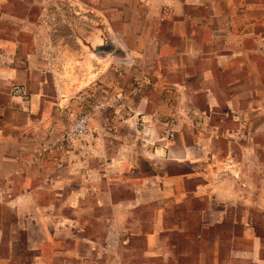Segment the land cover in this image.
Returning <instances> with one entry per match:
<instances>
[{"label":"rangeland","instance_id":"1","mask_svg":"<svg viewBox=\"0 0 264 264\" xmlns=\"http://www.w3.org/2000/svg\"><path fill=\"white\" fill-rule=\"evenodd\" d=\"M261 2L201 0L186 8L190 17H178L161 29V17L153 9L149 13L138 6L114 10L110 0L113 31L107 29L109 23L101 13L104 0L20 2L22 9L32 8L36 23L44 21L48 28L45 39L39 35L38 45L34 34H23L22 39L33 41L39 50L40 67L50 74L46 87L53 99L63 94L53 106L48 139L32 152L27 167L32 175L41 169L76 174L105 201L93 210L87 207L89 201L80 211L54 209L56 215L111 218L117 210L106 204L110 188L114 200L129 201L130 220L120 235L126 242L110 248V264H264V131H257L264 122V45L255 40L264 36ZM225 26L237 36L222 31ZM243 32L256 38L242 40ZM109 42L115 50L96 52L97 46ZM117 50L126 54L120 56ZM222 55L227 65L221 69L217 61ZM142 97L149 100V121L138 110ZM83 117L84 125L69 136ZM245 120L249 122L245 129L252 124L253 140L248 133L232 136ZM219 129L222 134L214 137L210 149L213 160L223 166L233 157L238 164L245 163L247 171L251 166L258 172L257 189H250L247 199L261 206L235 197L216 199L213 177L207 184L201 175L204 164L169 159L167 153L165 160L149 157L159 144L165 147L171 142L181 148L196 143V133L207 137ZM203 153L204 149L195 151L196 156ZM178 172L188 177L168 175ZM15 181L20 188L21 179ZM153 182L158 187L176 184L182 192L177 198L156 197ZM216 183L224 189L237 187L225 179L216 178ZM203 184L206 191L197 193L196 187ZM6 185L0 181L4 200L11 195ZM184 186L190 191L187 198ZM27 223L17 220L11 209L0 207L4 231L0 264L10 259L14 264H34L36 252L28 251L32 241L24 229ZM96 227L102 233L105 225ZM72 240L62 242V247L73 249ZM79 248L85 252L89 246L81 242ZM108 255L100 264H106Z\"/></svg>","mask_w":264,"mask_h":264},{"label":"crops","instance_id":"2","mask_svg":"<svg viewBox=\"0 0 264 264\" xmlns=\"http://www.w3.org/2000/svg\"><path fill=\"white\" fill-rule=\"evenodd\" d=\"M24 1L0 0V34L11 33L3 37L0 35V181L7 183V189L11 194L5 200L0 197V207L14 211L17 220H28V225L24 229L28 233L29 241H32L31 245L28 246V251L36 252L34 264H100V261L104 262L102 259L108 253L109 255L105 261L107 260L106 264H110V248L114 243L123 244V242H126L125 238L121 240L120 235L127 229L130 220L131 205L129 201L126 199L114 200V194L110 188L106 192L109 198L106 204L110 205L111 209L117 210L112 217L110 216L111 218L101 220V217L95 215L94 220H82L81 217L72 219L59 213L56 215L54 209L60 211L69 208L80 211L84 208L83 205L89 201L87 207L93 210L97 206L104 205L105 201L99 199L95 187L84 185L81 178L76 174L66 171L56 173L55 171L49 172L41 169L38 175H32V171L29 169L30 166L27 167L30 165L32 152L36 151L35 149L39 144L48 139L52 125L53 106L57 104L58 99L63 98L61 97L63 94L57 93V97L55 96L57 100L53 99L50 90L46 87L50 81V74L47 72L48 69L40 67L39 50L35 49L33 41L29 44L22 39L24 38L22 37L23 34L29 33L34 34V40H38L39 35L42 39H45V33L48 30L44 21L40 25L31 18L34 15L32 8H20L22 6L20 2ZM104 1L107 4L104 3L105 11H101V13L106 18L107 24L109 23L107 29L110 30L111 28L113 31L109 18L110 0ZM112 1L114 10L131 9L138 6L141 10L145 9L149 13L150 9H153L161 17V29L164 28L167 22L174 21L178 17H188L189 13L186 8L189 4L201 3V0ZM254 1L252 0V2ZM260 4L264 8L263 0ZM241 8L245 9L244 7ZM44 14L45 9L42 12V15ZM223 28L226 29H222V31L232 33L231 27L225 26ZM36 29L39 31L38 34L34 33ZM173 31L175 32L177 29H173ZM232 34L237 36L234 33ZM242 34H244L240 35L242 40H246L247 37L250 38L251 36H254V39L256 38L254 34L244 32ZM257 39L261 43L263 42L262 45H264V36H259L255 40ZM35 42L38 45L40 41ZM143 45L145 46V44ZM217 62L221 69L227 65V59L223 55L218 56ZM16 86L26 88L29 93L27 101L14 95L13 91ZM148 101V97H142L138 107L139 113L143 115L146 121H149V116H152L148 111ZM213 105L216 104L212 102L211 107ZM248 123L246 120L240 121L242 127L234 131L232 136L238 138L240 135L248 133L249 139L253 140L252 124H250V129L244 128ZM260 128L264 131V122L261 123L260 127H257L258 132L261 131ZM199 134L196 133L197 142H194L193 145L178 148L174 145L175 143L171 144V142H168L167 147L159 144L155 151L152 150V155L149 157L158 161V159L165 157L167 153L169 159L191 163L197 161L198 164H204L206 168L203 169L201 175L208 181L207 184L210 183V177H213V192L216 199L224 201L235 197L244 200L245 203L250 202L261 206L254 199H247L248 195L251 194V190L257 189L255 173L258 172L252 170L251 166H248L249 170L247 171L245 169L247 165L245 163L238 164L233 157H231L233 160L228 158L223 166L216 164L217 160H213L210 149L214 137L221 135L222 131L219 129L218 132H215L214 130L207 137ZM145 140L147 141L148 138ZM199 149H204V153L196 156L195 151ZM202 156L203 158H201ZM162 159L165 160V158ZM156 167L158 166H154V170L157 169ZM155 175L158 176L157 173ZM168 175L170 178L176 177L184 180L188 177L186 172L169 173ZM243 176L250 177V180H244ZM216 178H218V181L222 179L230 180L237 187L224 189L221 185L215 184ZM18 179H21L20 188H17L15 181ZM207 184L198 185L196 187L197 193H204ZM151 186L156 192V197L159 195L162 199L167 197L177 198L179 193L182 192L180 186L173 183L163 187L159 185V188L153 182ZM183 192L185 198H187L190 191L188 192L184 186ZM20 223L17 221V226H21ZM89 223L91 227L87 228ZM99 224L105 225L102 233L98 232L96 227ZM36 235H38V240L35 239ZM3 239L4 231L0 228V244H2ZM69 239L75 241L73 249L62 247V242ZM99 241H103L101 247ZM81 242L88 244V251L83 252L79 248ZM8 264H14L12 259L8 260Z\"/></svg>","mask_w":264,"mask_h":264},{"label":"built area","instance_id":"3","mask_svg":"<svg viewBox=\"0 0 264 264\" xmlns=\"http://www.w3.org/2000/svg\"><path fill=\"white\" fill-rule=\"evenodd\" d=\"M14 94L17 96H20L21 98H23L24 100H28L29 99V93L27 92L26 88L24 86H16L14 89ZM86 121V117L81 118L77 124H75L72 127L71 132L68 133L69 136H71V134L73 132L79 131L80 128L84 125ZM40 155H42V153H40Z\"/></svg>","mask_w":264,"mask_h":264},{"label":"water","instance_id":"4","mask_svg":"<svg viewBox=\"0 0 264 264\" xmlns=\"http://www.w3.org/2000/svg\"><path fill=\"white\" fill-rule=\"evenodd\" d=\"M113 50H115V45L113 42L97 46L96 48V52H112ZM117 54L124 56L125 52L123 50H117Z\"/></svg>","mask_w":264,"mask_h":264}]
</instances>
